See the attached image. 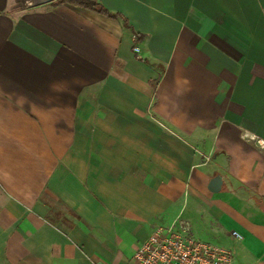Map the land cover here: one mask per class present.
Instances as JSON below:
<instances>
[{"label": "crops", "instance_id": "crops-1", "mask_svg": "<svg viewBox=\"0 0 264 264\" xmlns=\"http://www.w3.org/2000/svg\"><path fill=\"white\" fill-rule=\"evenodd\" d=\"M95 1L127 23L0 0V264H130L178 219L264 264V0Z\"/></svg>", "mask_w": 264, "mask_h": 264}, {"label": "built area", "instance_id": "built-area-1", "mask_svg": "<svg viewBox=\"0 0 264 264\" xmlns=\"http://www.w3.org/2000/svg\"><path fill=\"white\" fill-rule=\"evenodd\" d=\"M243 137L264 148V140L255 134L245 132ZM231 234L237 239L242 237L235 230ZM232 261L227 247L195 236L189 223L178 219L155 225L137 245L130 264H232Z\"/></svg>", "mask_w": 264, "mask_h": 264}, {"label": "water", "instance_id": "water-1", "mask_svg": "<svg viewBox=\"0 0 264 264\" xmlns=\"http://www.w3.org/2000/svg\"><path fill=\"white\" fill-rule=\"evenodd\" d=\"M53 0H14L12 8L15 9H26L37 5L51 2ZM222 184V178L220 175H215L210 178L208 183V189L211 192H218Z\"/></svg>", "mask_w": 264, "mask_h": 264}, {"label": "trees", "instance_id": "trees-1", "mask_svg": "<svg viewBox=\"0 0 264 264\" xmlns=\"http://www.w3.org/2000/svg\"><path fill=\"white\" fill-rule=\"evenodd\" d=\"M60 2H68L74 5L88 7L111 17H122L124 22L127 23V19L124 16H122L120 13H113L106 10L95 0H53L50 3H60Z\"/></svg>", "mask_w": 264, "mask_h": 264}, {"label": "rangeland", "instance_id": "rangeland-1", "mask_svg": "<svg viewBox=\"0 0 264 264\" xmlns=\"http://www.w3.org/2000/svg\"><path fill=\"white\" fill-rule=\"evenodd\" d=\"M55 205H57L59 208H62V206L60 204H58V203H56ZM201 239L211 241L210 239H206V238H201Z\"/></svg>", "mask_w": 264, "mask_h": 264}]
</instances>
